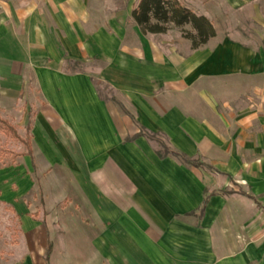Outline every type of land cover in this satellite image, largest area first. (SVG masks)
Returning <instances> with one entry per match:
<instances>
[{
  "label": "crops",
  "instance_id": "obj_1",
  "mask_svg": "<svg viewBox=\"0 0 264 264\" xmlns=\"http://www.w3.org/2000/svg\"><path fill=\"white\" fill-rule=\"evenodd\" d=\"M177 1L212 25L205 45L87 0H0V113L30 123L44 177L35 220L21 173L0 175L10 264H264V0Z\"/></svg>",
  "mask_w": 264,
  "mask_h": 264
},
{
  "label": "rangeland",
  "instance_id": "obj_2",
  "mask_svg": "<svg viewBox=\"0 0 264 264\" xmlns=\"http://www.w3.org/2000/svg\"><path fill=\"white\" fill-rule=\"evenodd\" d=\"M139 0H87L90 11L98 18L103 20H114L117 23H125L127 26L134 24L132 20V12ZM127 17V18H126ZM228 24H224L227 28L231 27L233 18L230 12L223 15ZM126 18V20H125ZM245 19V18H244ZM135 25V24H134ZM166 31L161 34H146L149 36H158L161 39L176 40L184 38V33L190 31V26L174 27L172 24H167ZM222 27V23L218 25ZM250 24L247 23L245 29L248 31ZM187 40V39H185ZM189 41V40H188ZM190 42V41H189ZM191 43V42H190ZM102 90V89H101ZM103 94L108 96V93L103 90ZM0 119H3L13 125L16 129V138L6 128L0 129V175L3 176L4 183H8V171H16L21 173V181L12 184L10 187L12 192H17L20 189L24 190L22 197L18 200L23 201L27 205V216L35 220H40L43 217V169L39 168V161L25 160L21 156L31 148L29 131L27 126L30 123H11L15 117L9 113H0ZM22 115L23 114H18ZM14 118V119H13ZM30 147V148H29ZM31 151V149H30ZM25 168L27 171L21 172ZM19 216L14 210L5 205L0 197V264H10L18 255L19 247V232L20 223ZM36 244V242H34ZM21 248V247H20Z\"/></svg>",
  "mask_w": 264,
  "mask_h": 264
},
{
  "label": "trees",
  "instance_id": "obj_3",
  "mask_svg": "<svg viewBox=\"0 0 264 264\" xmlns=\"http://www.w3.org/2000/svg\"><path fill=\"white\" fill-rule=\"evenodd\" d=\"M132 20L139 28L141 34H161L166 31V25L172 24L174 27L190 26V31L185 32L184 38L191 42V48L197 49L207 43V41L214 36V30L210 22L204 17H198L189 9L182 6L177 0H139L132 12ZM119 108L123 111L121 105ZM6 128L16 138V129L7 121L0 119V129ZM30 125L27 126V132ZM136 136H146L148 139H154L151 135H146L140 131ZM160 150L157 152L160 158L171 155L181 161L183 164L200 167L201 164L188 159L184 155L169 150L164 143L158 141ZM30 148V147H29ZM31 149V148H30ZM28 151L21 156H31V151ZM205 205V201L203 206ZM50 253V246L46 251V260Z\"/></svg>",
  "mask_w": 264,
  "mask_h": 264
}]
</instances>
